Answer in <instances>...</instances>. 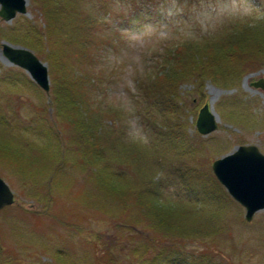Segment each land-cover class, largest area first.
I'll return each mask as SVG.
<instances>
[{
	"label": "rangeland",
	"instance_id": "374dc122",
	"mask_svg": "<svg viewBox=\"0 0 264 264\" xmlns=\"http://www.w3.org/2000/svg\"><path fill=\"white\" fill-rule=\"evenodd\" d=\"M68 1L100 22L91 60L71 65L94 81L78 90L82 103L77 105L102 127L98 151L103 163L98 168L118 183L109 185L104 172H91V135L86 125L78 130L80 119L72 104L67 109L51 104L52 94H60H54L60 70L49 50L55 37L34 42L36 53L9 42L44 33L42 1L26 0V13H16L10 21L0 18V178L13 195V202L0 209V264H264V210L247 222L245 209L211 169L214 160L240 146H255L264 155V89L252 85L264 81V0H183L185 22L148 34L145 25L163 22L158 0H129L132 14L118 17L128 35L111 31L94 13L98 5L106 15L110 0ZM245 21L251 38L246 33L238 39L242 48L234 59L220 58L214 78L199 72L182 80L174 98L172 86L167 88V100L172 99L178 114L161 113L146 88L165 45L192 40L220 48L224 42L218 39L238 37L239 22ZM78 24L72 21V27ZM63 43L76 51L71 40ZM5 46L27 49L46 65L47 93L4 57ZM106 47L131 50L128 71L134 75L127 86L139 91L138 115L148 130V145L126 142L120 114L96 99L105 83L119 76L117 71H97L99 52ZM204 104L217 126L208 135L198 134L195 127ZM79 131L83 133L76 138ZM142 181L160 201L176 203L171 211L153 207L170 222L168 235L140 206V197H147L138 191ZM114 188L122 192L115 194ZM57 252L61 263L53 257Z\"/></svg>",
	"mask_w": 264,
	"mask_h": 264
},
{
	"label": "trees",
	"instance_id": "16d2710c",
	"mask_svg": "<svg viewBox=\"0 0 264 264\" xmlns=\"http://www.w3.org/2000/svg\"><path fill=\"white\" fill-rule=\"evenodd\" d=\"M42 1V14L45 15L46 18V24L43 29V35L37 34L36 32V39L26 37L24 40H10L9 42L12 44H18L23 45L28 49H31L35 53L36 48L33 47V43L37 41L39 43L41 40H45L47 36L55 37V39L50 41L49 44V50L52 51V54L54 53L56 55L57 61L56 64H58V78L56 79V86L54 87L55 83L52 82V86L55 88L54 94L57 92L59 94H52V102L51 104L54 105V103H57V106L62 105L63 108L72 107L73 114H76L78 116L79 125L78 130H81L80 125H86L89 131V134L91 135V138H89V155L94 158V164L93 166H90V170L94 175H100L101 172H104L105 176V183L111 185L113 183V180L118 183V181L115 179V176H112L108 171H104L98 168L101 163H99L100 158L99 156H102L101 152L98 151L99 148V141L101 138L102 133V127L97 126L96 122H94V119L90 117L87 113V111H83L81 109V106L77 105L79 102L82 103L81 98L78 96V90L81 91L83 87L85 88L86 85H88L92 81V78H89L88 72L83 70L82 68L73 67L71 65V62L82 64L84 61L88 62L90 59V55L94 47L95 42H99L98 38L96 41L94 40L96 38V35L94 32L96 31L99 20L95 19L93 17H90L88 15H84L82 11H80L78 8L75 7L72 3L69 4L70 1L68 0H40ZM45 11H44V10ZM67 15V16H66ZM69 15V16H68ZM70 17V18H69ZM78 22L80 24L72 27V21ZM247 22V23H246ZM249 21H245V23L242 25V22H239L240 25L238 27L242 28L239 36L235 35L232 39L228 41H224L225 36H222L218 39L220 41L219 43H223L224 45H221L220 48H214L216 45H212L210 43L199 42V41H192V40H180V41H173L163 48V56H161L160 62L158 61L156 63L155 68L153 69V73L148 78L147 83H150V85L146 88L149 89V98H154L157 100V105L160 104L161 106V113L166 114H178L177 109L174 108L175 105L173 104V101L171 98H168L167 95L168 92H165L167 88H170L172 86L173 92L171 97L174 98L176 96L175 90L178 87L179 83L189 78L192 75H198L200 72V75H207L206 77H215L217 74L215 70H218L217 67L220 68L219 62L221 61L220 58L223 59H234V53L242 48L240 44H242L241 41L238 39L244 38V35L246 33L249 34V38H251L250 33H252L251 25L248 23ZM253 28V27H252ZM250 32V33H249ZM65 38L64 41L71 40L73 44L75 45L74 48L76 51H72L74 49H70L67 47L62 41H60V37ZM42 37V38H41ZM69 37V38H68ZM237 37V38H235ZM68 38V39H67ZM234 40L235 43H234ZM250 40V39H249ZM60 41V42H59ZM43 42V41H42ZM62 42V43H61ZM241 42V43H239ZM249 41H246L245 43H248ZM229 43V44H228ZM233 43V44H232ZM101 44V43H100ZM217 44V43H215ZM99 45V44H98ZM234 45L233 48L229 50L222 48L225 46ZM247 48V45L244 44ZM55 47L57 48V51L54 50ZM63 48V49H62ZM244 48V47H243ZM61 49V51L59 50ZM200 52V53H199ZM206 52V53H204ZM252 52V51H251ZM199 55V57H198ZM236 56H239L237 53ZM230 59V60H233ZM198 60V62L196 61ZM50 66H53L50 64ZM207 66V67H206ZM56 68V67H55ZM203 68V69H201ZM207 68V69H205ZM74 71H72V70ZM204 69L206 72H204ZM77 71V72H76ZM202 72V73H201ZM220 72V71H219ZM79 75H78V74ZM52 87V88H53ZM53 88V89H54ZM61 90V91H60ZM154 91H157L158 94H156ZM70 94L68 96V99L65 97V93ZM155 93V95H154ZM153 94V95H152ZM74 97V100L71 101L70 99ZM67 103H65V102ZM79 101V102H78ZM71 103V105L69 104ZM69 105V106H68ZM79 107V108H78ZM166 112V113H165ZM82 118V119H81ZM89 121V124H88ZM84 131V133H85ZM80 133V134H79ZM79 135L76 136V138H79V136L83 133V131H79ZM54 136V135H53ZM129 163V161L125 160ZM99 163V164H98ZM50 182V186H51ZM104 183V184H105ZM101 183V185L107 189L108 185H104ZM122 189L114 188L113 192L115 194L117 192H122ZM138 191H141L142 195H147L146 198L140 197L141 202L140 206L144 211L148 212L149 215H153L158 224H162L158 230L166 231L165 233H171L168 228H170L168 225H170V222L166 220L164 216H158L156 213V210L153 209V207H159L162 209L168 208L169 210L173 207L172 204H176L175 202H172L171 200H166V202L160 201L159 197L150 192L149 190H146V185L142 181L139 184ZM146 191V192H145ZM150 195V196H149ZM165 201V200H164ZM166 203V204H164ZM175 206V205H174ZM171 211V210H170ZM143 214V210L142 213ZM162 217V218H161ZM162 227V228H161ZM147 249V248H146ZM56 260H59V262H62V256H60V252L57 254L54 253L53 256ZM63 262H65L63 260ZM67 262L63 263L66 264ZM62 264V263H61ZM177 264V262H176Z\"/></svg>",
	"mask_w": 264,
	"mask_h": 264
},
{
	"label": "water",
	"instance_id": "95a60500",
	"mask_svg": "<svg viewBox=\"0 0 264 264\" xmlns=\"http://www.w3.org/2000/svg\"><path fill=\"white\" fill-rule=\"evenodd\" d=\"M25 5L26 0H0V18L10 21L16 13H26ZM3 54L10 63L25 70L40 89L49 91L47 67L33 53L5 46ZM253 85L264 89L263 81ZM195 125L200 135H208L217 129L207 105L200 109ZM211 169L230 197L245 209L247 222L257 211L264 210V156L255 146L239 147L233 154L215 160ZM12 202L11 191L0 178V209Z\"/></svg>",
	"mask_w": 264,
	"mask_h": 264
},
{
	"label": "clouds",
	"instance_id": "9594fccd",
	"mask_svg": "<svg viewBox=\"0 0 264 264\" xmlns=\"http://www.w3.org/2000/svg\"><path fill=\"white\" fill-rule=\"evenodd\" d=\"M93 11L99 15L103 22L109 25L111 31L129 34L128 29L118 18L121 15L132 14L133 9L129 0H110L109 11L106 15L99 9L98 5L93 6ZM157 11L163 22L145 25V34L167 30L170 25L185 22L183 0H158ZM131 59L130 49L115 50L106 47L100 50L97 71H117L119 76L114 82H106L96 99L103 106L120 114L125 128L126 142L148 145L150 136L138 115L139 91L127 86V80L134 75L128 71V62Z\"/></svg>",
	"mask_w": 264,
	"mask_h": 264
}]
</instances>
